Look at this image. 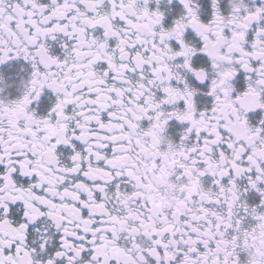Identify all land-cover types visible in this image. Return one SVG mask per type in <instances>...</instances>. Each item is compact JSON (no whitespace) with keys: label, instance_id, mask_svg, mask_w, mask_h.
<instances>
[{"label":"snow or ice","instance_id":"snow-or-ice-1","mask_svg":"<svg viewBox=\"0 0 264 264\" xmlns=\"http://www.w3.org/2000/svg\"><path fill=\"white\" fill-rule=\"evenodd\" d=\"M0 264H264V0H0Z\"/></svg>","mask_w":264,"mask_h":264}]
</instances>
